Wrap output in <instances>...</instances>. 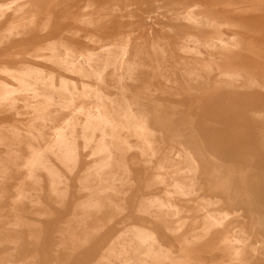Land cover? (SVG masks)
<instances>
[{"label": "rangeland", "instance_id": "obj_1", "mask_svg": "<svg viewBox=\"0 0 264 264\" xmlns=\"http://www.w3.org/2000/svg\"><path fill=\"white\" fill-rule=\"evenodd\" d=\"M18 1L17 5L13 6V10L23 6L22 15H14L11 12L0 24V40L5 43L0 46V81L13 86H17V83L7 77L3 70L18 69L23 64L41 67L47 73L53 72L56 84L60 78L75 80L74 76L66 74L54 64L38 58L49 54V52H40V49L48 48L52 44L57 46L60 54H64L66 48H70L78 56L82 51L98 52L101 48L100 44L90 43L87 37L96 35L101 37L104 44H109L117 39L120 32L131 30L133 39L128 59L133 60L135 52L140 46L147 47L153 41L164 40L167 42L171 52L168 62L163 67V72L160 71L156 78H154L153 72L148 73L150 91L146 92L141 89L140 84H129L126 97L133 100L135 96H138L140 104L147 106L148 125L153 131L154 144L161 145L167 150L173 147L180 151L185 161L180 166L183 171H186L190 163L196 166L198 182L194 189L196 193L194 198L192 197V202L189 201L187 204L185 199H176V203L182 211L178 220L185 224L183 234L190 239L201 234L204 214L197 212V215L194 209L200 202L202 203V200L216 201L219 205L210 207V209L229 214L226 220V230L230 232L229 235L236 230H243L244 235L250 238L252 247L263 254L260 258L250 257V264H264V148L261 136L263 127L262 124L250 117V112L253 109L264 110V92L260 89L222 87L216 94H210L207 91V85L199 90L197 85L193 84L192 95L185 94L179 89L177 93L182 96L178 97L174 95L176 92L172 90L173 86L171 85L168 89L165 81L161 78L162 73H167L170 77L175 76L180 82L184 80L181 76L180 65L182 62L192 59V55L179 51L178 40L179 36L187 33L190 29L185 24L186 22H178L177 19H183L188 12L194 13L200 20L207 18L216 23L210 24V28L209 26L205 28L207 33L205 36H212L213 39L220 35L226 38L241 37L242 40H238L243 53L251 55V46L255 52H261V49L264 48V0H261L257 6L247 0H20L19 3ZM14 2L16 0H0V4ZM115 6L118 9L117 15L111 14ZM33 17H35L34 23L31 25ZM243 17L252 21L258 35L257 38L251 32H243L241 25ZM85 18L94 20V25L91 27L81 25V21ZM7 26H9V30L14 29L15 34L22 33V38L4 39L8 35V33L5 34L8 31ZM203 53L206 57L205 51ZM260 55L263 56L262 61H264V55ZM102 67L101 65L99 68ZM110 74L112 72L109 70L104 76L108 82L111 78ZM243 75L246 74L243 73ZM217 79L218 74L214 73L211 77V87L216 85ZM80 87L79 89H81ZM101 93L117 101L120 99V91L113 86L102 88ZM146 93L149 95L152 93L154 100L158 103L161 115L159 122L155 120V113L152 105L147 101L148 94ZM83 102V98H81L77 101V105H81ZM87 103L97 105L94 99ZM104 106L112 113L115 111L116 105L106 103ZM18 108L19 112L23 113L24 103L18 104ZM16 113L14 112L8 118L0 119V126L5 123L4 127L6 128H10L11 125L22 129V125H29L30 119L23 115L17 116ZM165 114H168L169 117L171 115L173 119L168 121L164 117ZM62 121L63 117L58 119V123ZM51 134L52 131L47 128L46 138H49ZM0 135L6 137V145L13 141L11 136L4 133L2 129ZM127 135L126 132L125 136ZM128 141L132 148L128 149L125 154L130 167L129 175L127 181L119 179L114 183V187L123 188V194L127 198L123 205L127 209L131 208V211L124 219L116 220V225L113 222L114 228L119 225L118 228L125 232L133 226H140L155 232L158 236H163L160 238L161 245L171 256L168 264H183L184 256H187L189 264L229 263V259L223 254L225 247L221 245V242L229 236L224 231H212L205 240L192 245L184 254L176 242L177 239L165 229L167 222L173 220L168 215L169 213L163 221L158 218V215H155L156 219H152L149 216L141 217L132 211L136 204L134 200H129L132 193L164 197L163 194L168 189L167 185L171 183L170 180L163 186L153 183L154 187H151V177L154 171L145 168L139 159V151L136 148L137 139L128 136ZM6 153V147H0V161L10 164ZM26 154L23 146L20 155L24 157ZM88 155L89 152L83 153L82 163L84 166L92 163ZM209 155H213L220 162L217 160L215 162V158H209ZM11 170L13 179L6 182V193L0 199V212L4 213L0 215V219L3 221L8 216L6 214L15 207L13 201L15 186L26 175V172L20 167L12 165ZM117 170L113 169L114 172L119 171L122 174V170ZM81 174L80 170H77L72 177L70 194L72 202L70 204L74 206L86 200L89 194L80 189ZM95 183V180L90 183L93 190L105 189L106 186H109V184L98 185ZM148 183L150 189L146 188ZM28 185L33 196L31 199L34 200L36 197L35 199H39L42 204L31 207L30 199H23L22 221L25 226L5 232L0 230V260L7 256H13L11 264H22L23 262L24 264L95 263L96 260L93 256L87 258L89 252L86 249L91 244L92 246L97 244L100 241L97 240L98 237L93 238L88 245L82 247L79 243L75 244L70 240L67 226L71 225L76 236L82 239L95 224L100 221L105 222L106 213L101 211L91 216L87 214L84 216L85 218H78L76 217L77 213L73 216V206L69 208L68 202L62 208L51 199L47 190V181L44 182L41 191L31 187V184ZM37 213H43L45 217L36 215ZM50 220L56 222L55 227L59 225L56 232L47 233L45 227ZM35 223L41 226V231L36 232L39 234H37L38 237L32 235L29 230L30 225ZM122 232L119 231L113 240L103 244L99 251L100 256L106 253L108 245L117 242L118 236ZM6 239L9 240V244ZM126 239L129 241L128 237L122 238L119 242L121 245L118 247H123L122 243L124 244ZM85 252L87 253L85 254Z\"/></svg>", "mask_w": 264, "mask_h": 264}, {"label": "bare ground", "instance_id": "obj_2", "mask_svg": "<svg viewBox=\"0 0 264 264\" xmlns=\"http://www.w3.org/2000/svg\"><path fill=\"white\" fill-rule=\"evenodd\" d=\"M260 1L247 0L256 6ZM14 5H17V0L10 4H0V24L11 12L14 15H22L23 6L13 10ZM117 13L118 9L115 6L111 14L117 15ZM34 18H32L31 25L34 23ZM177 21L186 22L185 24L190 29L179 36L178 48L179 51L192 55V59L180 65L181 76L184 79L182 82L175 76L170 77L167 73L161 74L167 88L173 86L175 96H182L177 93L179 89L185 94L192 95L193 84H196L199 90L207 85V91L210 94H216L222 87L260 89L264 92V61H262L263 56L260 55H264V48L261 52H255L251 46L252 52L248 55L243 53L239 43L242 40L241 37L226 38L220 35L213 39L212 36H205L207 35L205 28L216 23L207 18L200 20L192 12L186 13L183 19L178 18ZM94 23L95 21L89 18L81 21V25L86 27H91ZM241 25L244 33L251 32L256 38L258 37L251 20L243 17ZM9 26H7L8 31L5 32L8 35L2 36L4 39L22 38V33L15 34L14 29L9 30ZM87 39L90 43L100 44V50L98 52L85 50L76 56L70 48H66L65 53L60 54L57 46L52 43H49L52 45L48 48L40 49V52H49V54L38 58L54 64L66 74L74 76L75 80L60 78L56 84L53 72L47 73L45 69L32 64H23L18 69L3 70V73L13 79L17 86L0 81V119L8 118L17 112V116L23 115L30 119V122L29 125H22V129L11 125L10 128H6L5 123L0 126V130L2 129L13 140L6 145V137L0 135V147H6V157L10 160V164L0 161V199L6 193V182L13 179L11 166L20 167L26 172L24 178L15 186L13 196L15 207L6 214L8 216L5 215V221L0 219V230L5 232L25 226L22 221L23 199L29 198L31 207L42 204L39 199H35L36 197L32 200L33 196L28 184L41 191L44 182L47 181V190L51 199L59 207H65L69 200L72 177L77 170H80L82 173L79 180L80 189L89 194L86 200L78 204L76 217L85 218L87 214L91 216L101 211L107 214V222H98L96 226L89 229L83 239L77 238L72 227L67 228L68 236L73 243H79L82 247L88 245L94 237L101 234L108 225L125 213L123 202L126 195L123 194V188L114 187V183L119 179L127 181L130 167L125 154L128 149H132L128 136H133L138 141L136 148L139 151V159L145 168L154 171L150 186L154 187L153 183L163 186L168 184L169 180L171 183L167 185L168 189L164 194L162 193L164 197L152 196L143 199L138 207V214L141 216L155 214L164 221V217L169 213L168 215L173 220L167 222L165 229L177 239L176 242L184 254L192 245L205 240L212 231L221 230L229 235L230 232L226 230V220L229 214L221 213L216 209L211 210L210 207L219 205L213 200H202V203L200 202L194 209L196 214L197 212L204 214L203 219L201 218L202 233L193 236L192 239L183 234L185 224L178 220L182 211L176 199H185L189 204L192 197L194 198L196 193L194 189L198 182L196 166L190 163L186 171H183L180 166L185 161L180 151L173 147L167 150L161 145L154 144L153 131L148 125L147 106L140 104L138 96H135L133 100L126 97L129 84H140L141 89L146 92L150 91L148 73L153 72L156 78L160 71L163 72V67L168 62L171 52L167 42L153 41L147 47L140 46L135 52L134 59L129 60L133 39L131 30L120 32L117 39L109 44H104L101 37L96 35L87 37ZM3 44H5L4 41L0 40V46ZM101 65L103 67L99 68ZM109 70L112 74L108 82L104 76ZM214 73L218 74V79L216 85L211 87V77ZM108 86L116 87L120 91L118 101L101 93V89ZM146 94H148L147 101L153 107L155 120L159 122L161 115L158 103L154 100L152 93L151 95ZM81 98L84 102L77 105V101ZM92 99L97 105L87 103ZM20 103H24L23 113L19 112L18 104ZM106 103L116 105L113 113L105 108ZM62 117L63 121L58 123V119ZM164 117L168 121L173 119L168 114ZM250 117L262 124L261 136L264 148V110L253 109ZM47 128L52 131L49 138H46ZM126 132L127 136H125ZM23 146L27 152L24 157L20 155ZM86 152H89L88 158L92 160V163L84 166L82 156ZM210 157L215 158L213 155H209ZM214 160L216 162L217 159ZM114 168L122 170V174L118 170L114 172ZM94 180L98 185L109 184V186L105 189L93 190L90 183ZM1 214L4 213L0 212ZM36 215L45 217L43 213ZM40 228L41 226L35 223L30 225L29 230L32 235L37 236L36 232L41 231ZM126 237L129 238V241L124 240L123 245L126 247H118V241L113 243L106 253L98 258L96 264H168L171 260L170 254L161 245L155 232L134 226L121 233L118 240ZM8 241L6 239V242ZM221 245L225 247L224 257L229 259V263L225 264H250V257L263 256L258 249L252 247L250 238L244 235L243 230H236L227 236ZM138 250L142 253L136 256ZM12 258L13 256L4 257L0 260V264H11ZM183 258V264H189L187 256Z\"/></svg>", "mask_w": 264, "mask_h": 264}, {"label": "crops", "instance_id": "obj_3", "mask_svg": "<svg viewBox=\"0 0 264 264\" xmlns=\"http://www.w3.org/2000/svg\"><path fill=\"white\" fill-rule=\"evenodd\" d=\"M135 187V186H134ZM146 188H148V184L146 185ZM145 188V189H146ZM72 191V190H71ZM71 191H70V194H71ZM135 193H132L130 196H129V200H134V202L136 203L135 204V206H133V209H132V211H134V213H136V214H138V207H139V205H140V203L143 201V199H145V198H148V197H152V196H147L146 194H139V195H137V194H135ZM132 196H133V198H132ZM71 196L69 195V200H68V207L69 208H71V206H73L72 207V210L74 211L73 212V216L75 215V213H77V206L78 205H72V204H70L71 202H72V199L70 198ZM126 199L127 198H125V200H124V202L126 201ZM123 207H124V209H125V213L123 214V216L121 217V220L122 219H124V217H126V216H128L129 215V212L131 211V208H129V209H127L124 205H123ZM74 208V209H73ZM71 210V211H72ZM103 212H105V211H103ZM139 216H141L140 214H138ZM72 216V217H73ZM141 217H144V216H141ZM147 217V216H146ZM150 218H152V219H156V216H155V214L154 215H152V216H149ZM71 218V217H70ZM120 219V218H119ZM118 220V219H117ZM49 222V224L45 227L46 229H47V233H49L50 231L52 232H56L57 230H58V227H59V225H57L56 227H55V221L54 220H50V221H48ZM100 222H103V221H100ZM107 222V214H106V218H105V222H103V223H106ZM116 222V221H115ZM114 222V223H115ZM114 223H112V224H110V225H108L106 228H105V230L101 233V234H99L98 236H96V237H98L97 238V240L99 241L97 244H93V246H92V244L91 245H89L88 246V248L86 249V251H88L89 253H87V252H85V254L87 253L88 255H89V257H87V258H90L91 256H93V258H94V260H98V258L100 257V253H99V251L101 250V248L103 247V244H105V243H107V242H109V241H111V240H113V238H114V236L116 235V234H118V232L120 231V232H122L121 230H123V229H120V228H118V227H120L119 225H117V227L116 228H114ZM117 223V222H116ZM116 223H115V225H116ZM94 226H96V224L94 225ZM55 227V228H54ZM68 228L69 227H71V225H69L68 224V226H67ZM134 227V226H133ZM74 229V228H73ZM75 231V230H74ZM123 233V232H122ZM76 234V233H75ZM119 236H120V234H119ZM119 236H118V238H119ZM157 236H158V234H157ZM162 236H158V238H159V240H160V238H161ZM78 238V237H77ZM95 238V237H94ZM163 238V237H162ZM79 239V238H78ZM83 239V238H82ZM117 241H118V244H117V246L120 244L121 245V243H119L120 241L117 239ZM161 242V241H160ZM113 244V243H112ZM112 244H110V245H108V247H107V249L112 245ZM122 245H123V243H122ZM106 249V250H107ZM74 251H76L75 249H74ZM105 253V252H104ZM140 253H142V251L141 250H138L137 251V253L135 254L136 256H139L140 255ZM85 254L83 255V257L85 256ZM138 254V255H137ZM132 255H134V252H132ZM98 257V258H97ZM97 258V259H96ZM93 260V261H94ZM93 264H96V262L95 263H93Z\"/></svg>", "mask_w": 264, "mask_h": 264}]
</instances>
